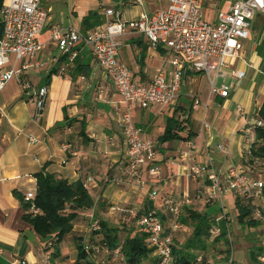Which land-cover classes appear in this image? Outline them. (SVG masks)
I'll return each instance as SVG.
<instances>
[{"label": "crops", "instance_id": "obj_1", "mask_svg": "<svg viewBox=\"0 0 264 264\" xmlns=\"http://www.w3.org/2000/svg\"><path fill=\"white\" fill-rule=\"evenodd\" d=\"M7 1L2 0V5ZM234 1L200 0L202 17L215 22L217 14L228 9ZM40 4L48 10L46 25L37 36V41L44 43V47L29 61L15 60L9 54L4 68L12 67L18 72L0 90L1 264H14L19 259L26 264H72L76 256V239L90 236L87 232L90 215L117 227L119 235H124L122 229L125 226L115 225V222H136L129 213L131 208L139 215L154 210L168 226L170 217L162 199L167 196L179 198L186 191L195 198L197 189H206L208 185L205 176L187 177L184 174L186 163L206 162L204 150L208 149L211 166L221 173L231 163L244 166L242 129L253 126L264 101V14H257L252 20L249 37L243 41L241 57L231 60L232 67L241 70L243 77L227 97L213 95L205 75L186 71L173 103L148 108L135 106L134 123L141 129L142 138L150 140L156 147L154 165L160 171L157 176H151L144 166L142 187L128 176H123L117 184L114 179L125 170L127 162L126 144L118 125L123 109L120 96L85 48L76 44L72 50L76 55L71 58L69 53L59 52L55 44L48 42V30L50 26L58 25L86 33L104 22V8L112 7L123 19L131 20L140 13L150 14L164 8L166 0H141V4L135 0H40ZM166 56L165 49L153 47L142 34L127 33L122 37L119 60L130 69L136 82H150L161 65L165 66L169 79L173 67L165 62ZM24 64L27 66L23 67ZM21 80L28 88L20 87ZM224 81L232 84L236 79H221L219 85L215 84L220 86ZM42 87L46 94L43 107L36 116L34 93ZM186 99L189 104L185 103ZM195 100L198 101L196 107L193 105ZM188 112L191 113L190 127L179 135L185 138L190 128L193 136L160 141L167 117L174 115L182 120ZM202 122H206L208 128H202ZM27 137L36 141L29 143ZM61 143H67L69 148L61 150ZM219 143L228 146V154L216 149ZM182 154L187 157L180 159ZM38 172L70 182H84L93 200L90 208L78 213L72 232L58 244L56 255L50 254L47 259L40 239L21 219L24 211L17 197H23L25 192L35 188L34 174ZM153 189L158 190L155 201L147 196ZM200 200L194 199L191 206L184 207L180 218L188 215V209L213 217L219 213L217 203L204 204ZM135 227L142 230L136 224ZM126 228L134 230V227ZM101 235L104 237V232ZM184 240L185 244L188 239ZM98 258L102 262L97 264L113 260L109 255ZM151 259L156 260V257L151 254Z\"/></svg>", "mask_w": 264, "mask_h": 264}, {"label": "built area", "instance_id": "obj_2", "mask_svg": "<svg viewBox=\"0 0 264 264\" xmlns=\"http://www.w3.org/2000/svg\"><path fill=\"white\" fill-rule=\"evenodd\" d=\"M141 4V0H135ZM257 14H264V0H236L228 9L217 14L215 22H209L202 17L200 0H166V6L150 14L140 13L135 19L125 20L120 12L112 7L104 8L105 20L87 31L81 33L73 27L52 25L48 30V42L55 44L59 52L69 53L71 58L76 55L73 47L80 44L85 48L94 63L101 69L113 83L120 96L123 109L118 119L124 143L126 144V167L120 176L114 179L120 183L123 176H128L141 187L145 181L141 177L142 168L147 166L151 176L159 174V168L154 165L156 147L152 142L142 138L141 129L135 125L131 117V108L138 106L169 105L173 103L179 93L183 72L191 71L205 75L210 82V92L213 95L227 97L231 89L243 77L241 70L231 65V60L242 55L243 41L249 37L252 20ZM48 10L44 9L40 0H8L0 8V90L17 70L10 67L4 68L8 63L9 54L15 60L29 61L44 47V43L37 41V36L46 25ZM127 33H139L145 36L153 47H162L166 50L165 62L173 69L166 77L165 66L156 68L154 77L148 83L136 82L132 78L130 69L119 60V50L122 46V37ZM27 66L26 64L23 67ZM236 79V83H221L216 86L217 79ZM22 89L28 84L21 80ZM46 94L44 87L34 93V112L37 116L43 107ZM195 107L198 101H194ZM239 111H242L239 108ZM257 116V115H256ZM202 128H208L202 122ZM261 125L257 118L253 126L243 128V152L245 156L254 160V166L231 163L224 172H219L212 165V157L208 149L204 150L206 162L186 163L184 174L187 177H206V189L199 188L195 198L187 191L182 197L167 196L162 199L167 214L170 217L168 226L164 225L161 216L154 210H147L140 214L135 208L129 213L135 219V224L147 234L148 248L157 259V264H176L173 254L175 233L180 227L179 218L182 209L192 204L194 199H201L208 203L222 199L223 195L232 194L248 202L252 208L253 217L260 221L259 229L264 232V158L258 159L252 153L251 145L254 140V127ZM29 143L36 141L27 137ZM191 147L195 146L191 144ZM61 150H67V143L60 144ZM218 151L228 154V146L224 143L216 145ZM187 157L182 154L180 159ZM149 200L158 198V190L147 192ZM34 190L27 191L23 200L29 202L27 211L31 214L38 212L32 203ZM216 221L225 220L229 253L233 244L229 235V218L222 209L221 215L215 217ZM101 224L92 215L87 222V232L90 236L81 238V249L86 256L95 257L99 253L108 252L107 246L98 243V239L89 240V237L99 236ZM217 226L212 227V234L218 233ZM50 246V242L46 243ZM112 257L120 264H129L124 260L120 247L114 248ZM48 258V255H45ZM203 256L198 255L200 262ZM264 261V257H260ZM14 264H26L23 259L15 260ZM230 264V260H229Z\"/></svg>", "mask_w": 264, "mask_h": 264}, {"label": "trees", "instance_id": "obj_3", "mask_svg": "<svg viewBox=\"0 0 264 264\" xmlns=\"http://www.w3.org/2000/svg\"><path fill=\"white\" fill-rule=\"evenodd\" d=\"M1 6L2 0H0V8ZM256 115L261 121V125L254 127V140L251 149L253 155L260 159L264 158V101ZM190 124V112L182 120L174 115L168 116L160 141L190 139L193 136L190 128H188L185 138L179 135L181 131L190 127ZM244 164L254 166L255 162L244 154ZM34 179L35 188L32 203L38 209V212L35 214L28 212L29 202L24 201L23 197L17 196L24 211L21 219L38 236L42 243V250H49V255L55 256L58 252V244L72 232L78 213L90 208L93 200L85 183L79 180L70 182L53 174L41 172L35 173ZM234 206L237 219L243 226L259 229L260 221L253 217L252 208L248 202L234 195ZM192 211L188 209V215L178 220L181 225H190L192 234L181 249H179L180 247H175L176 245L173 243V254L176 264H207L203 251L207 248L206 242L208 239L210 240L212 235H214L210 232L212 227L217 226L219 228L218 235L215 238L213 237V240L218 241L221 238H226L227 227L225 220L216 221L215 216ZM99 224H101V230H99L98 237H101V239H98V243L107 246L108 252L99 253L97 256L109 255L112 257L110 252L119 246L124 260L129 264H157V259H151L152 250L148 248V234L143 229L130 231L126 228L124 235H119L117 227L110 226L101 220H99ZM259 231L264 235V232L260 229ZM102 232H104V237L101 235ZM89 240L91 241L92 239ZM47 242H50V246H46ZM262 245H252L247 252L249 259L254 264H260V257H264V242ZM75 251L76 256L72 264H97L95 261L90 260L82 251L80 238L76 239ZM198 255L203 256L200 262L197 261Z\"/></svg>", "mask_w": 264, "mask_h": 264}, {"label": "rangeland", "instance_id": "obj_4", "mask_svg": "<svg viewBox=\"0 0 264 264\" xmlns=\"http://www.w3.org/2000/svg\"><path fill=\"white\" fill-rule=\"evenodd\" d=\"M254 23H255V21L253 22V25H254ZM250 43H252V41L249 42V44ZM220 80L221 79L216 80L217 85L220 84ZM185 103L189 104L190 102L188 99H186ZM135 108H136L135 106H133L131 108V117H132L133 121H135V118L133 115ZM147 141L151 142L150 140H147ZM127 183H129V181H127ZM30 191H32V190H30ZM200 202H203L204 204L208 203V202L205 203V201H201V200H200ZM214 203H217L218 208H219V213L217 215H215V217H218L221 215L222 209L228 215V218H229V220H228L229 230L228 231H230L229 235H231V241L233 244V247H232L233 251L231 252V256H230L229 242H228L227 236L225 239L221 238L218 241L213 240V237L215 238L218 235V233H216L215 235H212L210 240L208 239V241L206 242L207 248L203 251V256L206 258L207 264H229V260H230V264H254L249 259L247 252L252 245L263 246L262 244L264 242V235L259 231V229L248 228L246 226H243L238 221L237 213L235 211V206H234V196L232 194L223 195L221 201L215 200ZM189 206H191V205H189ZM189 206L188 205L185 206L184 209H187ZM191 211H192V209H191ZM193 211H196V210H193ZM201 213H205V212H201ZM117 223L120 226H125L124 229H122V230H125L126 227H129V226L134 227V229H136L135 222H115L114 224L118 225ZM191 234H192V227L190 225H184L183 227L181 226L180 228H178L177 232L175 233V237H174V239H175L174 244L176 245L175 247H180L179 249L183 248L186 244V243L184 244V242H185L184 239H190ZM226 235H227V232H226ZM226 239H227V241H226ZM80 241H81V239H80ZM43 254H44V258H45V255H49V250L43 251ZM102 257H103V255H102ZM88 258L90 260L95 261L96 263L102 262V259H99L98 256H95V257L89 256ZM260 262H261L260 264H264V261L261 260ZM106 264H120V263L118 260L113 259L111 261V263H106Z\"/></svg>", "mask_w": 264, "mask_h": 264}]
</instances>
